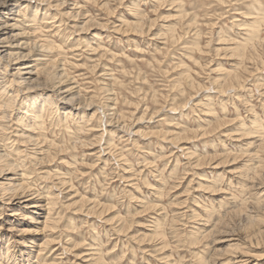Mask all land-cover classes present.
Listing matches in <instances>:
<instances>
[{
    "label": "rangeland",
    "instance_id": "obj_1",
    "mask_svg": "<svg viewBox=\"0 0 264 264\" xmlns=\"http://www.w3.org/2000/svg\"><path fill=\"white\" fill-rule=\"evenodd\" d=\"M36 1L51 74L0 120V154L51 225L2 230L0 264H264V0ZM31 96L48 109L21 135Z\"/></svg>",
    "mask_w": 264,
    "mask_h": 264
},
{
    "label": "bare ground",
    "instance_id": "obj_2",
    "mask_svg": "<svg viewBox=\"0 0 264 264\" xmlns=\"http://www.w3.org/2000/svg\"><path fill=\"white\" fill-rule=\"evenodd\" d=\"M33 1L35 0H0V65L2 63L5 64L4 71L0 69V79L3 81L5 77H7V75L3 74V72L5 73V71L10 72V76H12L11 78L5 79L3 82L0 81V120L6 118L10 110L17 109L16 107H14V103L17 104V102L19 101V96H24L25 98L26 94L31 95L30 92H34L35 90L34 88L38 86L40 79L41 78L46 79V77H49L51 74L50 67H49V64H50L49 61L51 60L50 59L51 48L48 44L44 43L43 39L39 37V34H38L39 27H38L37 22H35L34 20V17L36 16L35 11L30 10L28 13H26L30 7V4ZM38 1L36 2L39 3ZM58 1L61 2V0H58ZM63 4L66 5L68 8V12L66 13L71 16L74 14H78V11H80V8H81L77 4L75 3L72 4L71 2H68L66 0H64ZM251 19H252L253 27L250 30L249 34H248L247 27L246 26L243 27V30H246V33L248 34V36H250L247 39L248 42L252 37L257 35L258 31L256 29V25L259 23V21H261L260 25L264 21V18L261 17L260 19L259 15L252 16ZM141 28H142V25H141ZM245 45L246 43H240V45H237L235 47L238 50H240ZM241 54L245 55L246 53L242 52ZM4 59H7L9 63L3 61ZM227 75H229L228 78L231 77L230 73H228ZM55 79L56 81L50 86L49 92L57 93V95L60 96V98L59 97L58 98L60 102L64 105L63 109L67 110V108H72L71 100L73 99L72 98L73 94L76 93L75 86L73 85L72 82L68 81V79H63V77L61 76H56ZM232 81L234 82L235 80L232 79ZM232 81H229V83H232ZM224 83H226V81ZM22 85L25 87L21 88ZM223 86L225 88V84ZM39 98L40 96H37V97L31 96L30 98L24 99L26 101H24L25 108L23 112L19 109L22 115L28 118V120L30 121V125H34L35 127V128H32L31 130L28 128H24L23 130H21L22 131L21 135H26V134H29L28 136L32 135L31 132L36 131L37 127L40 125V120L42 118V115L48 109L44 105L46 103V100L48 101V99H46V97L44 98L42 97L40 99ZM253 125H255L254 127L257 129L260 128L258 127L259 126L258 121H253ZM261 131L258 130L259 134L256 136V138H254L255 140L251 142L252 144L257 143L256 145H258L260 143L259 141L263 138L261 137L263 135ZM27 132H30V133H27ZM4 156L6 157V155L0 154V234H2V230H7L11 232V236L15 235L16 237L21 236V235L38 234L40 231H44L46 228L50 227L49 226V224L51 225L50 217L47 214V215H44L38 218H34L33 215H35L36 212H39V213L46 212L47 203L45 202L46 203L45 204L44 201L36 200L37 198H39L38 197L39 194L36 192L30 191V189H27L24 185V182H22L23 180H22L21 172L23 171L17 172L15 165L11 163L13 161L10 162L8 160L7 162V159ZM8 208H11L12 212L9 215L7 214L8 216H6L5 211ZM20 210L23 212V215H24L23 218L24 220H26L27 223H24L23 222L24 220L19 221L20 223H16L18 221L15 217L16 215L21 214L20 212H18ZM28 222L33 223L34 225H28ZM23 242H24L23 243L24 245L22 246L28 245L26 243L28 241H23ZM35 247H38V246H35ZM24 251L25 250L23 249L19 250L20 256L25 257L26 255L28 257L27 261H29L30 260L29 258L34 254V251L35 252L37 251V249L35 250L33 248V249H29L28 252L26 251L24 252ZM240 256L241 254L235 257H240ZM246 259H247V256H246ZM234 260H237V259L234 258ZM242 261L237 260L231 263L229 262V264H242L244 263L245 260L243 262Z\"/></svg>",
    "mask_w": 264,
    "mask_h": 264
}]
</instances>
